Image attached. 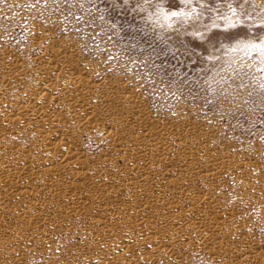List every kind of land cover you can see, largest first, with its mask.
Wrapping results in <instances>:
<instances>
[{"label": "bare ground", "instance_id": "bare-ground-1", "mask_svg": "<svg viewBox=\"0 0 264 264\" xmlns=\"http://www.w3.org/2000/svg\"><path fill=\"white\" fill-rule=\"evenodd\" d=\"M41 24L0 47V264H264V145Z\"/></svg>", "mask_w": 264, "mask_h": 264}, {"label": "rangeland", "instance_id": "rangeland-1", "mask_svg": "<svg viewBox=\"0 0 264 264\" xmlns=\"http://www.w3.org/2000/svg\"><path fill=\"white\" fill-rule=\"evenodd\" d=\"M24 2H0V44L13 48L16 53L21 52L20 45L27 37L25 25L28 20L38 23L43 21V17L35 20L39 10L24 8ZM151 2L156 4L160 0ZM95 3L96 15H103L108 24L117 25L107 45L114 58L105 63L106 72L129 78L139 72L147 77L151 73L140 61L154 62L161 70L155 77V88L151 80H141L139 75L131 80L139 83L142 93L154 105L164 102L171 107L185 103L196 120L204 118L205 113L212 119L213 111L202 99L193 100L188 89L192 88L195 93L198 88L201 98L205 95L212 97L223 90L233 99L232 104L223 105L225 111L231 108L225 119H213L221 127L223 138L241 140L244 145L248 140H256L264 145V105L260 104V97L264 95V87H261L264 85V52L261 51L264 48V2L186 0L182 3L181 0H163L166 11L182 12L186 17L182 18V23L173 18L170 21L173 28L163 32L159 27L163 21L158 20L154 15L155 8L145 4L144 0H139V3L138 0H129L127 4L121 2L117 7H113L112 0H95ZM140 4H143V11L140 10ZM57 33L64 35L62 32ZM161 36L167 41L166 44L159 39ZM87 39L85 34L84 40ZM136 42L139 46H135ZM97 43H100L98 39ZM153 47L157 51H164L157 56L152 52ZM76 49L90 59L98 55L91 44L83 51ZM32 52L33 49L27 53ZM161 78L164 83H160ZM241 79L246 87L238 89ZM180 81H183L185 96L176 91ZM238 91L240 95L237 97ZM173 92H176L175 97ZM237 101L238 107L235 106ZM198 108L202 110L198 111ZM253 108L256 109L254 114Z\"/></svg>", "mask_w": 264, "mask_h": 264}, {"label": "snow or ice", "instance_id": "snow-or-ice-1", "mask_svg": "<svg viewBox=\"0 0 264 264\" xmlns=\"http://www.w3.org/2000/svg\"><path fill=\"white\" fill-rule=\"evenodd\" d=\"M0 2H3V0H0ZM121 2L127 4L129 0H112L113 7H117ZM181 2L184 3L186 0H181ZM144 3L155 8L154 15L157 16L158 20L163 21V23L159 24L162 32L173 28V23L170 22L173 20V18L181 20V23L183 22L182 18H186L185 14L182 12L166 11L163 0H160V2L156 4H152L151 0H144ZM22 6L28 10H39L38 15H36L34 19L41 20V17H43L41 27L43 28L44 32H51L53 33V36H55V33L57 32L64 33L60 39L72 47L80 48L81 51H83L85 48H88L90 44L94 46L95 53H98V55L95 56L96 63L104 64L114 58L107 45L109 42H111L112 35L117 30V25L114 23L108 24L103 15H96L95 0H31V2H29V0H25ZM139 7L141 11L144 10L143 4H140ZM98 21L102 23H98ZM231 26L232 25H230V27ZM85 34H87V40H84ZM65 36L67 37L66 39ZM97 39L100 41V43H97ZM159 39L162 43H167L163 36L159 37ZM101 44L104 46L101 47ZM135 46H139L138 42H136ZM0 47H3V45H0ZM252 47L257 46L252 45ZM162 51L164 50L161 49L160 51H157L155 47L152 48V52L157 56H159ZM261 51L264 52V48H262ZM130 62L134 63L135 61L130 60ZM140 64L144 68L148 69L149 73L151 74L145 77L144 74L137 72L131 78L125 76V79H135L136 75H139L141 80H151L153 88H155V77L159 75L161 70L156 67L154 62H151L150 64V61L141 60ZM153 69H155V71H153ZM237 75H239V73H237ZM160 83H164L163 78L160 79ZM237 87L238 89H243L246 87V85L243 83V79H241V82ZM261 87H264V85ZM169 90L171 91V84L169 85ZM176 91L179 92L181 96H185L183 81H180V86L177 87ZM205 91H207V89H205ZM198 93V88L195 90V93L192 88L188 89V94L193 95V100L202 99L204 104L211 106L210 110L213 111V118L210 119L207 113L204 114V120L207 122V124L212 125L213 119L215 118H218V120L222 121L225 119L228 113L231 112V108L225 111L223 105L225 103L232 104L233 99H230L228 95L224 94L223 90L212 97L205 95L201 98L199 97ZM141 95L143 94L141 93ZM172 95L175 97L176 92H173ZM239 95L240 93L238 91L237 97ZM249 95H251V93H249ZM245 103H247V101H245ZM260 104L264 105V95L260 97ZM235 106H239L238 101ZM197 110L200 111L202 109L198 108ZM255 111L256 109L253 108L252 113L254 114ZM233 115L235 114L233 113ZM213 134L219 135L220 133L214 132ZM125 258L127 259L129 257Z\"/></svg>", "mask_w": 264, "mask_h": 264}]
</instances>
